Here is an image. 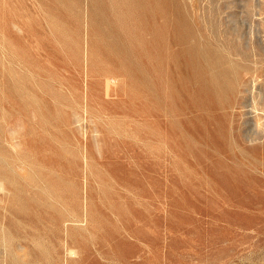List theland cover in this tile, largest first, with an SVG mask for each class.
I'll use <instances>...</instances> for the list:
<instances>
[{"label": "rangeland", "instance_id": "1", "mask_svg": "<svg viewBox=\"0 0 264 264\" xmlns=\"http://www.w3.org/2000/svg\"><path fill=\"white\" fill-rule=\"evenodd\" d=\"M0 264H264V0H0Z\"/></svg>", "mask_w": 264, "mask_h": 264}, {"label": "bare ground", "instance_id": "2", "mask_svg": "<svg viewBox=\"0 0 264 264\" xmlns=\"http://www.w3.org/2000/svg\"><path fill=\"white\" fill-rule=\"evenodd\" d=\"M179 30V29H178ZM180 31V30H179ZM181 56V55H180ZM199 56V55H198ZM203 61V60H202ZM204 65V64H203ZM197 67L199 69V64H197ZM202 76V75H201ZM204 83V82H203ZM205 87L206 90L209 91L213 88L215 89H221L223 92H229L230 91V86L224 82L219 76L218 74H215L214 79L211 81H207L205 80ZM12 187V186H11ZM23 200V199H22ZM19 205V204H18Z\"/></svg>", "mask_w": 264, "mask_h": 264}]
</instances>
